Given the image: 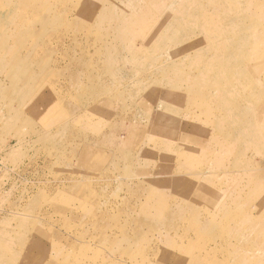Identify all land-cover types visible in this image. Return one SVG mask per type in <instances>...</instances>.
Listing matches in <instances>:
<instances>
[{"label":"rangeland","instance_id":"obj_1","mask_svg":"<svg viewBox=\"0 0 264 264\" xmlns=\"http://www.w3.org/2000/svg\"><path fill=\"white\" fill-rule=\"evenodd\" d=\"M249 1L0 0V264H264Z\"/></svg>","mask_w":264,"mask_h":264},{"label":"bare ground","instance_id":"obj_2","mask_svg":"<svg viewBox=\"0 0 264 264\" xmlns=\"http://www.w3.org/2000/svg\"><path fill=\"white\" fill-rule=\"evenodd\" d=\"M259 2V4H264V0H258ZM250 2V4L251 5H253L254 6V3H253V1L251 0V1H249ZM257 3V4H258ZM258 4V5H259ZM256 6V5H255ZM254 6V7H255ZM262 6V5H261ZM261 8V7H260ZM263 9H264V7H263ZM262 10V9H261ZM263 11V10H262ZM255 14L256 13H254V16H255ZM227 16H234V17H240V16H237V14H233V15H227ZM256 18V17H255ZM235 20H237V19H235ZM263 28H264V26H263ZM262 28V29H263ZM260 29V28H259ZM261 30L260 31H256V29L255 30H253V31H251V33H252V38H254V40H253V45H251L253 48L255 47V45H258V44H260V46L259 47H257L258 48V50L259 49H261V48H263V44H264V39H263V37L261 36ZM229 40V39H228ZM226 42V41H225ZM219 43H221V42H219ZM231 43V42H230ZM230 43H229V45H227L226 46V43H225V45H223V46H225V48H226V50H229V47H230ZM222 45V44H221ZM220 49V48H219ZM260 51V50H259ZM255 55H257V54H255ZM264 60V59H263ZM264 62V61H263ZM256 64V63H255ZM259 64V63H258ZM257 64V65H258ZM260 70H261V68H260ZM256 73H257V71H256ZM249 128V129H248ZM258 127H252L251 125H247L246 127H242L241 129H242V131H243V133H246V134H248V131L250 132V130H256ZM258 134H259V132H258ZM262 137V136H261ZM261 139H263V138H261ZM173 182V181H172ZM192 259V258H191ZM191 259H190V261H191ZM189 261V262H190ZM202 264V263H201ZM240 264H242V263H240Z\"/></svg>","mask_w":264,"mask_h":264}]
</instances>
